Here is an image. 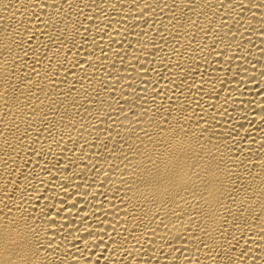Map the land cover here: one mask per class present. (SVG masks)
I'll return each instance as SVG.
<instances>
[{
    "label": "bare ground",
    "instance_id": "6f19581e",
    "mask_svg": "<svg viewBox=\"0 0 264 264\" xmlns=\"http://www.w3.org/2000/svg\"><path fill=\"white\" fill-rule=\"evenodd\" d=\"M0 264H264V0H0Z\"/></svg>",
    "mask_w": 264,
    "mask_h": 264
}]
</instances>
